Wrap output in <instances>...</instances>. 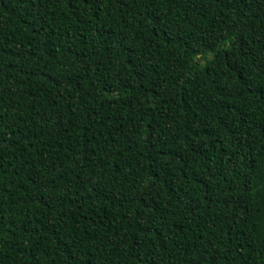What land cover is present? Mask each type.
Masks as SVG:
<instances>
[{
	"label": "trees",
	"instance_id": "trees-1",
	"mask_svg": "<svg viewBox=\"0 0 264 264\" xmlns=\"http://www.w3.org/2000/svg\"><path fill=\"white\" fill-rule=\"evenodd\" d=\"M0 264H264V0H0Z\"/></svg>",
	"mask_w": 264,
	"mask_h": 264
}]
</instances>
